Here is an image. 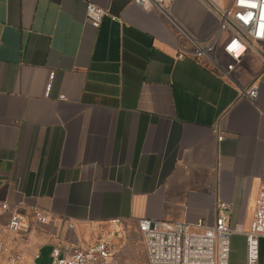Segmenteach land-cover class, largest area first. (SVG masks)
<instances>
[{"label": "crops", "instance_id": "crops-1", "mask_svg": "<svg viewBox=\"0 0 264 264\" xmlns=\"http://www.w3.org/2000/svg\"><path fill=\"white\" fill-rule=\"evenodd\" d=\"M87 4L118 20L91 23ZM168 10L201 44L218 28L204 0ZM178 43L189 46L134 0H0V205L29 227L11 234L0 210V241L23 264L108 237L115 264H147L140 219L213 224L220 203L232 227L250 228L264 188V41L231 79L179 60ZM217 60L231 63L221 51ZM253 86L255 104L244 95ZM32 208L48 222L36 224ZM244 239L232 237L230 264L234 250L245 264Z\"/></svg>", "mask_w": 264, "mask_h": 264}, {"label": "built area", "instance_id": "built-area-1", "mask_svg": "<svg viewBox=\"0 0 264 264\" xmlns=\"http://www.w3.org/2000/svg\"><path fill=\"white\" fill-rule=\"evenodd\" d=\"M172 0H134L140 7H151L163 20L170 22L183 36L189 46L178 43L179 60H205L220 71L225 78L231 79L230 72L240 63L248 49H260L264 41V0H231L227 8L216 0H204L215 9L218 28L211 39L204 44L186 34L171 18L168 6ZM87 19L98 25L105 17L118 20L108 10L87 4ZM227 37L223 41V35ZM223 52L231 61L226 70L219 65L217 55ZM55 73L51 72L46 86V95L52 91ZM246 98L256 103L257 87H251ZM61 100L65 97L61 96ZM0 210L9 214L7 231L11 234L28 232L25 218L15 207L3 203ZM230 208L224 203L218 205V216L213 224L205 222L140 219L137 232L142 243L147 264H230L232 237L235 234L245 238V264H260L261 242L264 240V188L256 198L252 222L248 230L240 226L232 227L228 215ZM33 220L38 225L48 222V213L40 208H32ZM116 223V222H114ZM73 228V224H69ZM0 255L8 264H23L21 253L12 252L0 241ZM118 251L111 237L97 241L87 247L78 246L70 252L59 248L52 251V264H115Z\"/></svg>", "mask_w": 264, "mask_h": 264}, {"label": "rangeland", "instance_id": "rangeland-1", "mask_svg": "<svg viewBox=\"0 0 264 264\" xmlns=\"http://www.w3.org/2000/svg\"><path fill=\"white\" fill-rule=\"evenodd\" d=\"M221 4L224 8H227L231 0H220ZM245 242V239H244ZM261 259H263V263L261 262ZM260 263L264 264V242H261V257H260ZM231 264H243V258L241 254H238L237 250H234V253L231 257Z\"/></svg>", "mask_w": 264, "mask_h": 264}]
</instances>
